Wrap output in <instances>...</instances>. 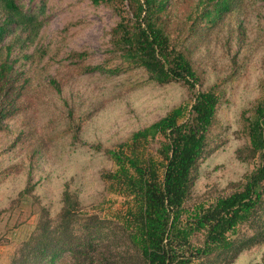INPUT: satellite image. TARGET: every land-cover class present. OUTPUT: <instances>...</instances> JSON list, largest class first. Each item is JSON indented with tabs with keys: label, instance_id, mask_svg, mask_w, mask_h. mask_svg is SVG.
Listing matches in <instances>:
<instances>
[{
	"label": "rangeland",
	"instance_id": "374dc122",
	"mask_svg": "<svg viewBox=\"0 0 264 264\" xmlns=\"http://www.w3.org/2000/svg\"><path fill=\"white\" fill-rule=\"evenodd\" d=\"M16 1L26 11H45L37 15L42 21L37 36L24 32L12 55L18 84L26 85L21 90L18 85L17 106L0 128V264H10L35 230L43 208L51 217L60 213L66 187L78 193L84 211L115 217L125 198L104 177L114 167L106 149L177 106L188 114L198 89L221 83L225 93L212 128L216 148L195 173L190 203L215 201L257 166L258 160L242 156L249 142L247 117L254 116L264 97V0H243L235 17L220 21V33L213 36V29L197 48L194 62L201 82L195 89L184 80H151L142 67L124 58L113 41V29L121 14L131 16L128 0ZM174 11L178 28L185 6ZM95 64L106 69H86ZM234 73V80H228ZM52 78L59 79L61 92ZM62 260L56 264H68L69 254ZM263 260L264 241L228 262L197 258L189 264Z\"/></svg>",
	"mask_w": 264,
	"mask_h": 264
},
{
	"label": "trees",
	"instance_id": "16d2710c",
	"mask_svg": "<svg viewBox=\"0 0 264 264\" xmlns=\"http://www.w3.org/2000/svg\"><path fill=\"white\" fill-rule=\"evenodd\" d=\"M128 3L131 16L121 14L113 29V41L124 58L142 67L151 80H184L193 89L201 82L194 62L197 48L213 29V36L220 33V21L231 14L235 17L244 4L243 0ZM183 6L185 16L176 28L178 11L174 10ZM44 11L39 9L38 14ZM38 14L26 11L16 0H0V94H4L0 128L20 95L12 55L24 32L37 36L42 26ZM86 69L106 68L95 64ZM234 77L235 73L228 80ZM51 83L61 92L58 78ZM224 93L221 83L198 89L188 114L177 106L134 131L127 141L107 148L114 167L104 177L109 188L125 198L115 217L84 211L78 193L66 187L60 213L51 217L43 208L35 230L10 264L64 263V254H69L68 264H189L197 258L213 262L217 257L228 262L263 242L264 97L255 105L254 116L247 117L249 142L242 156L258 160L257 166L215 201L190 203L195 173L216 148L212 147V128ZM244 226L248 227L245 231Z\"/></svg>",
	"mask_w": 264,
	"mask_h": 264
}]
</instances>
